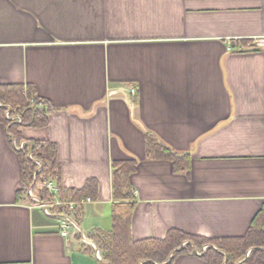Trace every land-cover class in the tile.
Segmentation results:
<instances>
[{
	"label": "crops",
	"instance_id": "crops-1",
	"mask_svg": "<svg viewBox=\"0 0 264 264\" xmlns=\"http://www.w3.org/2000/svg\"><path fill=\"white\" fill-rule=\"evenodd\" d=\"M261 38L264 0H0V85L56 109L19 131L56 145L61 189L98 181L77 217L88 236L113 229L112 163L135 161V242L240 238L264 210ZM147 137L189 154L187 171L149 158ZM13 143L0 122V264H108L28 202Z\"/></svg>",
	"mask_w": 264,
	"mask_h": 264
},
{
	"label": "trees",
	"instance_id": "trees-1",
	"mask_svg": "<svg viewBox=\"0 0 264 264\" xmlns=\"http://www.w3.org/2000/svg\"><path fill=\"white\" fill-rule=\"evenodd\" d=\"M0 122L4 123L13 141H25L27 145L18 151L22 170L23 190L28 202H35L28 195L33 187L34 196L41 200H52L45 183L53 182L58 188V196L66 201H78L82 198L98 197V181L89 179L80 190L60 188V166L57 147L47 141L24 140L19 129L44 128L48 125L49 115L56 111L53 105L37 96L31 87L22 85H0ZM8 107L11 114L21 117V122L7 119ZM147 155L151 159H167L173 162L176 172H185L190 162L189 154H179L169 147L157 142L152 137L146 140ZM36 161L41 163L40 171ZM137 171L135 161H114L112 163V220L110 233H99L93 236L108 264H146L171 263L179 254H196L202 252L207 264H223L225 256H231L228 264H264V210L253 220L247 234L240 238L210 239L186 234L172 229L164 239H148L135 242L131 235V220L136 208L137 199L131 183V175ZM208 246L206 251L203 247ZM248 251L250 255L247 256Z\"/></svg>",
	"mask_w": 264,
	"mask_h": 264
},
{
	"label": "built area",
	"instance_id": "built-area-1",
	"mask_svg": "<svg viewBox=\"0 0 264 264\" xmlns=\"http://www.w3.org/2000/svg\"><path fill=\"white\" fill-rule=\"evenodd\" d=\"M263 43H264V39L262 38L256 39L254 41V45L257 47L263 45ZM131 94L133 96L136 95V90H132ZM0 106H2L1 103ZM6 117L8 120L12 122H21V117L17 115H12L11 108L9 107L6 113ZM26 145L27 143L25 141L18 143L14 140L13 143L16 152L23 150ZM36 164L39 166V169L37 171L39 172L41 163L39 161H36ZM45 185L48 188V191L52 194L53 199L41 200L40 198L34 196L33 187H30L28 191V195L35 202V205L38 208H40L47 217L56 220L58 222V229L60 236L67 241L69 246L76 243L80 245L82 248H91L94 250L95 255L98 259L104 260L102 252L97 245V242L94 240L93 237L88 236L81 230L77 219L78 215L83 211V209L87 205L92 204L94 201L89 197L82 198L78 201L62 200L58 196V188L56 185H54L53 182L47 181ZM207 248L208 246H204L203 251H206ZM250 252L251 251H248L247 256L250 255ZM222 253L225 256V260L223 264H228V260H231V256L226 254L225 252ZM201 254L202 252H198V255ZM146 263H147L146 261H142L140 264H146Z\"/></svg>",
	"mask_w": 264,
	"mask_h": 264
},
{
	"label": "rangeland",
	"instance_id": "rangeland-1",
	"mask_svg": "<svg viewBox=\"0 0 264 264\" xmlns=\"http://www.w3.org/2000/svg\"><path fill=\"white\" fill-rule=\"evenodd\" d=\"M141 263V262H140Z\"/></svg>",
	"mask_w": 264,
	"mask_h": 264
}]
</instances>
